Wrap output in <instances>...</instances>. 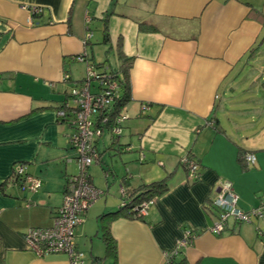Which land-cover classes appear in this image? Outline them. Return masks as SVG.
<instances>
[{
  "label": "crops",
  "instance_id": "1",
  "mask_svg": "<svg viewBox=\"0 0 264 264\" xmlns=\"http://www.w3.org/2000/svg\"><path fill=\"white\" fill-rule=\"evenodd\" d=\"M251 10L264 15V0H0V264H71L65 254L36 257L23 239L52 225L66 178L77 174L66 141L73 131L56 109L87 65L119 72V54L133 59L130 100L120 134L97 139L105 186L89 168L101 196L73 230L79 264H114L99 217L117 210L126 189L163 179L168 191L142 220L110 223L116 264H166L186 234L193 240L175 257L181 264H264V220H228L221 235L211 232L221 182L245 211L264 198V22ZM94 38L114 66L96 59L104 50ZM241 153L254 164L243 168ZM187 155L202 167L194 184L181 166ZM16 166L41 180L37 192L8 180Z\"/></svg>",
  "mask_w": 264,
  "mask_h": 264
},
{
  "label": "built area",
  "instance_id": "2",
  "mask_svg": "<svg viewBox=\"0 0 264 264\" xmlns=\"http://www.w3.org/2000/svg\"><path fill=\"white\" fill-rule=\"evenodd\" d=\"M33 14L41 13V9L32 8ZM76 60L84 62L85 58L80 56ZM86 77L79 85H74L70 89L71 96L75 99L76 109L72 113L59 111L57 117H65L71 119L70 127L72 134L68 136L67 143L76 153V160L79 173L71 178L66 189H64L61 206L53 213V223L47 228L29 229L24 241L30 252L36 257L42 258L53 254H65L69 258L71 264H79L83 261L84 254L77 250L73 230L76 225L80 224L87 210L100 198L101 192L94 188L87 176V169L95 163L97 153L95 150V138L101 137L103 129L94 127V117L111 107L117 100L118 84L108 72H97L94 67L86 66ZM92 88H94L92 90ZM148 109L147 105L141 106V111ZM125 120L123 115L116 120V126L112 130L113 135H119L121 131L120 125ZM103 123L106 120L102 121ZM100 121V124H102ZM143 158V157H142ZM243 162L246 165H253L255 158L252 155H244ZM181 161V166L185 169L187 178L193 182L199 179V165L190 160L188 156ZM11 180H18L20 189L29 193H35L41 187V180L29 176L25 173L24 167L16 166L13 169ZM217 198L213 201L212 207L217 211V219L213 224L211 232L221 235L225 230L228 220L237 223H252L254 220H264V198L257 207L248 211L243 210L239 206V197L229 182H221ZM153 202L143 205L141 214L146 213L145 209L152 205ZM193 240L190 234H186L183 239L179 240L171 253H166L167 262L169 257L177 256L181 248L187 246Z\"/></svg>",
  "mask_w": 264,
  "mask_h": 264
},
{
  "label": "trees",
  "instance_id": "3",
  "mask_svg": "<svg viewBox=\"0 0 264 264\" xmlns=\"http://www.w3.org/2000/svg\"><path fill=\"white\" fill-rule=\"evenodd\" d=\"M251 17L253 19H255L257 22L262 23L264 22V15H262L260 12L255 11V10H251ZM144 29L148 30V31H155L154 28L152 27H143ZM108 35H105V38H107ZM119 61H120V70L117 73H109L113 79H115V81L118 84V98L117 100L114 102V104L109 107L104 109V111H102L101 113H99V116H95L94 117V127H98L101 129H103V134H105V132H109L112 134V130L114 129V127L117 125L116 124V120L118 119L119 116H121L123 113V110L126 106V104L128 103V100H130V90H129V78H128V70L130 68V64H132L133 59L131 58H125L122 54H119ZM92 67V65L90 64L89 67ZM84 80V78H82L78 83H75L76 85L81 84ZM70 101L72 103H67V101ZM74 98L71 96L70 92L67 94V98H65L63 104H61L60 107H58L56 109L57 112L59 111H64L66 112V115H69L68 113H72V111L74 109H76V106L74 104ZM59 122L62 124H65L67 126V129H71L70 127H72V123H71V119L65 118V117H58ZM106 120V122H102ZM100 121L102 122V124H100ZM72 130V129H71ZM101 135V136H102ZM113 135V134H112ZM100 138V137H98ZM95 138V152L97 153V157L95 159V163L98 162V160L100 159V153L97 150V139ZM113 138H115V135L113 136ZM112 138V139H113ZM68 140V138H67ZM71 147V146H70ZM72 148V147H71ZM73 149V148H72ZM74 150V149H73ZM75 151V150H74ZM76 154V153H75ZM247 155V154H244ZM242 153L239 156V160L240 163H242L241 165L243 166V168H247L250 167L249 165L244 164L243 162V156ZM190 160H193L192 157H190V155H187ZM253 156V155H252ZM198 165L199 162L194 160ZM93 165V163H92ZM199 179L201 176V170L202 167L201 165H199ZM186 170L184 169V173ZM79 173V171H78ZM78 174L74 175L77 176ZM74 176H70L66 178V182L64 185V189L67 188L68 183L71 181V178H73ZM89 181L91 182V177H89V173H88V169H87V176H86ZM199 179L193 181L192 184L197 183L199 181ZM8 180H10L11 183H13L14 185H16L17 187H19L20 189V184L18 182V180H11V178H9ZM8 182V181H7ZM92 183V182H91ZM65 191V190H64ZM168 191V186H167V181L166 179L160 180V181H155V182H151V183H143L139 186H137V188L134 189H126L125 193L122 195L123 198L121 204L119 205V207L117 208V210L115 211H111L105 214H102L99 217V225H100V239L102 240L103 244H104V249H105V258H109L111 259L114 264H116V259H117V245H116V241L114 240V238L111 236L110 233V223L114 222L115 220L118 219H127V220H142L144 215L141 214V210L143 209V205L144 204H148L149 202H153L156 198L162 197L166 192ZM26 192V191H24ZM151 206V205H150ZM148 206V208L150 207ZM209 207V206H208ZM147 208V209H148ZM205 210H207V206L203 205V207ZM145 209V211L147 210ZM217 212V211H216ZM218 214V213H217ZM25 236V235H24ZM172 251L168 252L171 253ZM102 259L101 258H93L91 260L92 264H99ZM182 261H175V256H171V258L169 257L168 262L166 264H181Z\"/></svg>",
  "mask_w": 264,
  "mask_h": 264
},
{
  "label": "rangeland",
  "instance_id": "4",
  "mask_svg": "<svg viewBox=\"0 0 264 264\" xmlns=\"http://www.w3.org/2000/svg\"><path fill=\"white\" fill-rule=\"evenodd\" d=\"M96 39L94 38V40L93 41H91L92 43H94V45H93V48L95 49V51L97 52V50L99 51V52H101V51H103V53L102 54H97V56H96V59L98 60H100V62H101V64H102V62H104L105 61V59L108 57V59H109V61H110V64H112L111 66H114V64L116 63V60H115V57H114V54H112V53H110L109 51H107V49H108V46H106V47H103V46H98L97 45V43H95L94 41H95ZM101 47H103V50H102V48ZM82 70H81V76L82 75H84L85 76V70H83V68L82 67H80ZM86 77V76H85ZM94 88H92V90H93ZM70 103H72V102H70ZM107 137V135H105L104 136V139ZM105 141V140H104ZM105 142H107V141H105ZM105 142H104V144H105ZM103 143H101L100 144V146H99V149H100V152L101 151H103L102 150V148H103ZM111 157L113 158V156L111 155V153L108 155V156H106V159H105V161H110V159H111ZM75 166H74V168L76 169V171H77V174H78V165H77V160H75V164H74ZM95 164H93V165H91L89 168L90 169H92L93 167H96V168H98V171H99V173H95V174H93V173H91L92 174V176L94 177V184L97 186V188H99V186H102V187H104L105 185H104V181H105V177L103 176L104 175V173L102 172V170H101V167L100 166H94ZM88 168V170H90ZM100 189V188H99Z\"/></svg>",
  "mask_w": 264,
  "mask_h": 264
}]
</instances>
